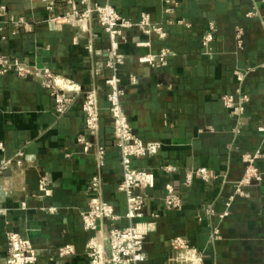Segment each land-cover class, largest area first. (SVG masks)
Listing matches in <instances>:
<instances>
[{"label": "crops", "instance_id": "crops-1", "mask_svg": "<svg viewBox=\"0 0 264 264\" xmlns=\"http://www.w3.org/2000/svg\"><path fill=\"white\" fill-rule=\"evenodd\" d=\"M48 0H0L15 18L28 23L27 32L13 33L11 26L0 44V54L36 59L49 54L43 67L76 83L83 91L90 87L93 68L102 69L108 40L94 24L89 33L76 35L68 25L50 30L45 23L44 4ZM79 2V0H74ZM103 4L104 0H92ZM166 1H173L172 6ZM58 0L53 15L65 9ZM123 17L138 21L150 15L163 27L164 40L128 32L125 55L158 53L162 48L174 52L168 65L142 72L134 87L129 85L132 64L121 68L126 95L122 106L135 135L144 142L158 141L161 152L153 158L133 161V167L154 173L155 186L147 191L145 214H158L154 231L147 238L145 264H163L169 255V241L183 237L204 254L205 264H262L264 257V178L244 191L248 197L235 196V183L245 171L243 154L261 148L264 136L258 128L264 124V5L261 0H109ZM173 7L172 14L165 10ZM253 8L257 15L247 18ZM214 24L213 40L205 48L202 37ZM245 33L243 50L235 44V29ZM76 38V42H74ZM150 41L149 49L136 48L132 39ZM90 41L95 53L86 51ZM240 72L241 77L235 75ZM246 94L249 102L237 122L221 102L223 95ZM101 128L99 143L106 149L103 198L121 217L126 213L125 197L117 192L122 169L119 154L112 145V125L107 103L99 100ZM81 99L63 117H57L48 91L31 78L0 76V264L6 258V233L26 235L41 250L37 264H89L86 244L91 233L84 230L80 212L87 209L88 182L97 169L92 156L77 153L75 139L86 135L80 110ZM234 129H238L236 134ZM21 156H18V155ZM68 155H70L68 157ZM18 156V157H17ZM258 168L262 163L258 162ZM171 166L172 173L161 170ZM207 168L217 179L203 184L195 181L190 188L182 185L186 171ZM50 175V197H43L39 181ZM171 183L183 200L180 211H164V184ZM232 198L230 215L220 219ZM55 208L53 214L43 208ZM211 209L213 216L205 211ZM201 218L199 221L198 218ZM112 223L102 221L98 235H105ZM125 219L115 222L124 228ZM221 239L211 241L214 229ZM72 245L75 254L59 259L55 253Z\"/></svg>", "mask_w": 264, "mask_h": 264}, {"label": "built area", "instance_id": "built-area-1", "mask_svg": "<svg viewBox=\"0 0 264 264\" xmlns=\"http://www.w3.org/2000/svg\"><path fill=\"white\" fill-rule=\"evenodd\" d=\"M33 2L35 0H29ZM43 1V0H42ZM103 4L92 0H65V9L61 14L54 16L58 0H48L44 4L47 14L45 23L50 30L59 31L68 25L76 30L77 36L89 33L90 24L94 23L107 37L108 47L105 51L106 60L102 69L93 68L91 61L90 87L83 91L79 85L65 78L63 74H56L47 67L37 68L29 57H17L0 54V76L15 75L22 79L31 78L41 88L48 91L53 102L54 112L57 117H63L71 111L81 99L80 110L84 118L86 135H78L75 139L77 153L84 156H92L97 172L88 182V204L85 211L80 212V219L85 231L91 233L86 248L89 264H145L148 255L145 250L147 238L154 231V221L158 214H151L146 218V203L152 198L147 192L155 186L154 173L147 170H138L133 167V161L141 158H153L162 150V144L158 141L144 142L139 139L128 120V116L122 106V98L126 95L122 87L121 68L126 64H132L129 74V85L134 87L138 83V77L142 72L155 71L168 65V59L174 56V52L162 48L154 54L150 51L130 56L121 52V47L127 44L128 32L135 31L147 38L156 37L164 40L167 36L163 27L151 21L150 15L141 14L138 21L127 19L120 15L109 3ZM172 6H177L173 1H166ZM264 5V0H261ZM166 14L173 13V7L165 10ZM257 15L253 8L247 13V18ZM13 28V33L28 31V23L22 18L12 16L6 5L0 6V44L5 41V32L8 27ZM216 32L214 24L209 25L207 33L202 37V45L207 48L213 40ZM76 42V38L74 40ZM136 48L149 49L150 41H142L139 38L132 39ZM235 44L238 50H243L245 45V33L242 27L235 29ZM86 51L91 58L95 53L90 41L87 42ZM235 75L241 77L240 72ZM107 103V113L112 125V145L119 154L122 169L121 179L117 185V192L125 197L126 213L123 217L118 215L115 208L103 198L104 179L102 169L105 166L106 149L99 143L101 128V108L99 100ZM221 102L231 118L239 122L245 113L249 96L246 94L223 95ZM236 134L238 129H234ZM258 133L264 136V124L258 128ZM18 156H21L20 154ZM17 156V157H18ZM70 155H68L69 157ZM12 159L6 160L0 167V173L10 164ZM241 161L245 166L243 177L235 183V196L248 197L244 191L260 183L264 178V142L260 149L253 154H243ZM262 163V168L257 163ZM161 170L172 173L171 166H163ZM217 179L214 171L207 168H197L185 172L182 185L190 188L195 181L203 184ZM39 191L43 197H50V175L45 174L39 181ZM164 211H180L183 208V200L176 192L175 187L167 182L164 184V196L162 198ZM232 198L226 203L224 212L219 215L224 219L230 215ZM43 211L53 214L55 208H43ZM208 216H213L211 209L205 211ZM125 219L128 225L124 228L115 226V222ZM200 221L201 218L199 217ZM102 221L112 223L107 233L98 235V225ZM221 239L219 229H214L210 240ZM75 254L72 245L60 247L55 255L63 259ZM41 256V250L35 248L30 239L21 233L8 231L6 233V258L4 264H37ZM163 264H205L204 254L194 247L189 240L183 237H174L169 241V255ZM264 264V257L263 262Z\"/></svg>", "mask_w": 264, "mask_h": 264}, {"label": "water", "instance_id": "water-1", "mask_svg": "<svg viewBox=\"0 0 264 264\" xmlns=\"http://www.w3.org/2000/svg\"><path fill=\"white\" fill-rule=\"evenodd\" d=\"M48 56H49V54L45 51V52L42 53V56L41 57H39V58L36 59V66H37V68H42L43 67V61L45 59H47Z\"/></svg>", "mask_w": 264, "mask_h": 264}]
</instances>
